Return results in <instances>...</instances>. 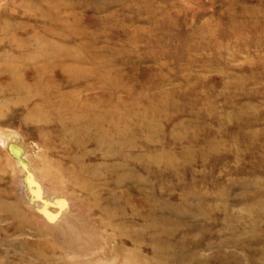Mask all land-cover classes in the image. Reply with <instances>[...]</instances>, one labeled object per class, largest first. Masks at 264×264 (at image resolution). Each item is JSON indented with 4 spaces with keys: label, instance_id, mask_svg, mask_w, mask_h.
Segmentation results:
<instances>
[{
    "label": "rangeland",
    "instance_id": "1",
    "mask_svg": "<svg viewBox=\"0 0 264 264\" xmlns=\"http://www.w3.org/2000/svg\"><path fill=\"white\" fill-rule=\"evenodd\" d=\"M17 10L34 16L35 36L22 39L69 52L44 71L51 103L82 95L148 125L130 160L97 172L111 182L102 197L114 191L132 207L116 229L135 237L132 264H264V0H0V24ZM10 35L0 31V87L17 76L4 70L20 53ZM66 69L77 87L65 85ZM15 99L0 95V136L18 130L41 155L45 137ZM4 155L0 146V264H70L13 216L21 170Z\"/></svg>",
    "mask_w": 264,
    "mask_h": 264
},
{
    "label": "bare ground",
    "instance_id": "2",
    "mask_svg": "<svg viewBox=\"0 0 264 264\" xmlns=\"http://www.w3.org/2000/svg\"><path fill=\"white\" fill-rule=\"evenodd\" d=\"M20 5L29 8L23 1ZM15 12H20V15L11 17L12 13H9L8 21L0 24V31L11 33L12 40H17L15 45L10 44V48L20 53L13 54L4 69L11 76H17L0 87V95L8 92L9 96L16 97V101L25 104L24 122L34 123L45 139L41 140L44 151L39 155L26 145L18 130L6 128V137L0 136L7 164L15 163L21 170L18 183H13V194L19 200L16 204L9 202L14 207L11 212L21 226L35 231L33 235L43 237L53 249L66 255L70 264H91L95 257L100 258L103 264H132L134 247L128 244L136 243L135 237L129 231L116 230L124 215V207L118 205L120 195L111 191V195H115L113 198L102 197L103 189L99 186H108L111 182L106 178L97 179V172L102 164L116 170L119 162L130 160L132 148L137 145L136 139L143 142L148 138V125L118 111L112 102L88 101L82 95L73 102L61 99L51 103L49 74L44 71L54 62H65L69 52H60L45 39L35 45L22 39L21 36L26 34L35 36L34 16L25 10ZM13 18L19 21H13ZM23 20L31 23L24 25ZM32 48L38 52L35 53ZM25 49L29 52H23ZM40 66L44 68L42 77L24 81L23 76L29 69L37 71ZM65 72L68 75L65 85L77 87L78 75H72V71L67 69ZM53 90L56 93L57 88ZM3 117L0 111V119ZM48 127L55 130V141H50ZM145 161L146 158L141 163ZM47 167L52 171L51 177L47 176ZM126 182L131 181L113 183L126 185ZM125 205L124 211L129 214L132 207L130 203ZM139 226L144 232L145 223L141 222ZM140 239L143 242L144 239ZM139 257L143 260L145 253L140 252Z\"/></svg>",
    "mask_w": 264,
    "mask_h": 264
}]
</instances>
